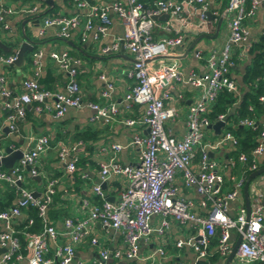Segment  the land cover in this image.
Here are the masks:
<instances>
[{
    "label": "built area",
    "instance_id": "built-area-1",
    "mask_svg": "<svg viewBox=\"0 0 264 264\" xmlns=\"http://www.w3.org/2000/svg\"><path fill=\"white\" fill-rule=\"evenodd\" d=\"M76 7L83 10L78 15H53L41 19L42 27H56V35L68 38L74 30H78L79 38L84 41L88 36L98 39L106 34L110 24L109 13L119 20L122 26L120 37L114 38L110 44L101 47L103 53L117 50L119 44L125 48L132 62L127 70V76L133 80L130 88L123 95L126 106L131 103L142 106L138 118H127L121 121L127 126L140 125L146 127L144 135L133 134L128 145L138 149V160L135 164H119L113 156L102 162L98 169V182L91 186L92 193L98 202L87 209L86 216L81 219L66 217L63 219V231L60 233L68 239L65 243H58L60 235L47 219V209L54 194L56 180H45L43 191L33 196L30 190L20 187L22 172L26 169L30 176H36L35 162L38 156L48 146V138L37 136L33 144L21 151V156L12 165L10 171L0 170V180L14 186L19 197L15 203L0 209V264H17L25 260L26 264H108L109 260L124 259L129 264H153L155 259L165 256L164 242L145 255L139 254L140 243L146 242L152 235L162 236L170 222L184 225L189 234L176 240V248L190 249L194 256L189 264H197L200 260L208 264L209 240L218 229L214 252L226 256L231 248L228 243L229 231L234 230L240 235L235 253L230 264H250L264 262V196L257 193L249 201L248 218L246 219L244 206H240L232 218L227 214L228 201L235 199L244 182V177L234 181L228 190H222L223 175L220 164L209 156L210 150H215L225 143L237 145L235 136L224 130L213 140L203 141V129L212 122L207 114L220 90H226L237 96V87L229 76V67L233 47L244 38L245 29L242 21L251 18L256 5L264 0H228L224 13L230 15L228 22V38L220 51L208 55L205 60L207 72L196 74L189 72L182 74L180 67L172 63H160L153 67L155 57L166 54L171 48L182 42L178 30L174 35H163L153 39L155 19L160 15L179 18L181 23L188 22L182 13L198 7L197 27L205 26L207 10L206 0H152L144 4L140 0H111L110 4L100 6L92 0H72ZM249 1V8L245 10L243 3ZM37 11L36 6L26 10L29 14ZM13 12L4 7L0 1V27L7 28L6 17ZM244 54L246 51H242ZM40 51L33 54L36 59ZM56 69L66 74V82L62 90L51 91L40 86L38 76L22 81V91L11 97L5 87V77L0 74V97L10 100L5 102L7 109L13 110L6 116L9 130L15 129L16 118L25 114V105L34 103V110H46L53 118L62 116L67 108L81 105L78 84L76 80L80 59L69 55L66 51L49 53ZM194 56L200 58L198 51ZM15 59V52L0 55V64L11 65ZM103 78L102 76H100ZM185 82L197 89V99L188 107L185 115V131L180 138L169 134L165 124L177 116L174 105L165 104L169 98L167 88L171 82ZM111 83L105 82L100 95L109 97ZM264 102V94L257 97ZM85 106L93 110V118L104 122L113 120L116 106L112 101L102 104L85 102ZM251 110V107H248ZM225 114L215 116V121L224 124ZM236 124L247 128H254L256 122L251 117L237 119ZM81 141L67 146L59 141L56 146V157L63 162L65 171L71 173L75 169L77 159L76 149ZM122 146L113 143L110 148L115 152ZM197 152V153H196ZM196 154L198 155L196 158ZM237 155V160L244 164L249 162L248 170L256 168L255 158L264 157V126L260 127L256 143L249 153ZM1 156V153H0ZM180 174L181 183L190 187L199 195L198 206L206 208L205 214L191 209V201L184 199L178 193L174 178ZM124 176L126 186L118 191L116 200L109 201L101 188V184L111 176ZM32 206L36 209V216L41 223L38 232H22L25 245L21 247L16 236L17 231L12 227V220L21 215V210ZM32 220L28 218L27 225ZM98 222L105 229L119 232L124 247L122 250H108L99 246L97 238L91 236V245H97L96 256L88 261L74 259V248L88 233V225ZM52 245L51 255L48 254ZM174 264H185L176 261Z\"/></svg>",
    "mask_w": 264,
    "mask_h": 264
},
{
    "label": "crops",
    "instance_id": "crops-1",
    "mask_svg": "<svg viewBox=\"0 0 264 264\" xmlns=\"http://www.w3.org/2000/svg\"><path fill=\"white\" fill-rule=\"evenodd\" d=\"M0 1L4 7L13 10L6 17L7 28L0 27V43L11 47V51L4 53H11L17 48L21 41V29L33 42L32 50L24 54L20 66L0 64V74L5 77V87L9 90L11 97L21 93L23 80L33 78L35 73L38 79L42 78L46 70L51 71V76L54 80L48 90L58 91L63 89L67 80L66 74L56 69L49 53L63 50L69 55L80 59L76 80L81 105L67 108L65 113L59 118H53L51 113L46 110L36 112L33 108L34 103L26 104L24 106L25 114L16 118L15 129L11 131L8 128L6 116L13 110L4 106L5 102H10V100L0 97V150L8 147L12 150L20 149L22 151L33 144L35 137L44 135L48 138L47 148L38 156L35 162V169L38 175L30 176L26 172L27 170L24 169L20 187L40 194L43 191L46 179L54 178L56 180L54 194L47 209V219L60 234L63 231L64 218H84L89 206L98 202L92 193L91 186L98 182L97 172L102 162L108 161L111 156L121 165L135 164L138 160L137 147L128 145V142L133 134L144 135L146 127L140 125L127 126L121 122L127 118H138L142 111V106L132 103L126 106L122 99L133 83V80L127 76V70L131 65L132 58L121 44L115 51L107 53L101 51V47L110 44L114 38L120 37L122 34V26L113 14L109 13L110 24L104 36L98 39H92L88 36L84 41H81L78 30H74L66 39L56 35V27L54 26L42 27L41 33H38L42 26L41 19L46 16H69L75 14L82 16L83 10L76 7L72 0ZM92 1L100 6H106L111 2V0ZM227 1L206 0V11H209L213 18L205 20L204 28L196 26L198 20L197 6L193 9L191 8L188 12L182 13L183 18L188 21L186 23H181L177 17L158 16L155 19V25L152 30L153 39L156 40L163 35H174V31L178 30L179 34H181L182 42L179 46L171 48L166 54L155 57L152 61L153 67L160 63L174 62L180 67L184 76L189 72L201 75L206 73L207 68L204 59L212 53L217 54L228 38L230 15L224 13ZM249 5V1H245L243 8L247 10ZM33 6H36L37 11L34 14L27 13L26 10ZM218 18L221 21L216 28ZM242 25L245 29V35L243 40L236 47H233L232 64L229 68V76L234 80L237 87V99L241 95V90L238 86L240 72L249 61L247 52L253 43L259 41V37L264 32V6L261 3L257 4L252 17H246L242 21ZM216 30L217 33L213 38L201 37L198 40L195 39L200 32L211 36ZM191 44L193 45L191 46ZM38 51H40V55L34 59L33 54ZM196 51L199 52L200 58L194 56ZM242 51L246 52L240 54L243 53ZM105 82L111 83V90L107 98L100 95L105 87ZM167 91L169 92V98L164 103L174 105L177 109V116L174 120L167 122L165 128L169 134L180 138L185 131L186 111L197 99L198 91L185 82L175 81L171 82ZM107 101L114 102L117 110L113 120L108 122L93 118V110L84 105L85 102L102 104ZM253 119L260 127L264 126V114L258 119ZM235 122L234 120H228L225 126H234ZM223 127V125L219 127V130L206 127L203 129V136L208 140H213L224 131ZM80 132H86V134L92 135L94 139L81 142L80 146L77 147L75 169L71 173H67L63 162L56 157V146L59 141L64 142L67 146L73 145L79 141L73 140L74 134ZM113 143L122 147L114 152L110 148ZM237 150V146L225 143L219 148L209 151V156L220 164V171L223 175V191L230 189L234 181L241 175L240 167L242 164L235 158ZM197 156L196 154V158ZM255 163V169L264 167V157H256ZM0 168L7 172V169L3 166H0ZM262 174L260 176L264 177V173ZM5 183L7 182L0 180V199H2ZM174 183L178 187V193L184 199L191 201V209L204 215L206 208L198 206L199 195L192 188L182 185L180 174L175 176ZM125 186L126 178L124 176H111L103 182L102 190L106 199L112 201L116 200L118 191ZM242 186L238 196L227 203L226 210L229 217L233 218L238 208L243 206ZM256 193L264 196V182L259 181V176L252 178L248 183L250 201L256 196ZM13 195L11 202L6 208L12 206L19 197L16 190H14ZM25 215L26 211L22 209L21 215L12 220V227L15 231L17 225L25 219ZM1 229L2 224L0 222V231ZM189 229L184 225L171 221L162 236L152 235L146 242L140 243L139 254L145 255L156 247L159 242L163 241L165 256L155 259L153 264H174L176 261L189 264L193 259V252L190 249L176 248L173 245L176 240L186 237L189 234ZM91 236L97 238L99 246H104L110 251L113 249L122 250L124 247L122 236L119 232L105 229L98 222H93L88 225L86 236L74 248L75 260L88 262L96 256L97 245L93 246L90 244L89 238ZM236 237L234 230H230L228 243L231 246ZM212 238L213 242L209 244L210 253L214 252L218 229L215 230ZM67 241L68 239L61 234L57 238L58 243ZM52 248L53 246L50 244L47 255H51ZM2 251L3 249L0 247V253ZM225 257L217 254L212 262L208 261V264H224ZM200 261L198 264L207 263L204 260ZM17 264H26V261L21 260ZM108 264H129V262L119 259L117 261L109 260ZM250 264L258 263L253 262Z\"/></svg>",
    "mask_w": 264,
    "mask_h": 264
},
{
    "label": "trees",
    "instance_id": "trees-1",
    "mask_svg": "<svg viewBox=\"0 0 264 264\" xmlns=\"http://www.w3.org/2000/svg\"><path fill=\"white\" fill-rule=\"evenodd\" d=\"M140 1L144 4H148L152 0ZM247 53L249 55V61L244 65L242 71L240 72V81L238 85L241 90L240 97L237 99V97L232 93L227 92L224 89L220 90L211 105L210 112L207 114V117L211 122L215 121V116L218 114H225L223 130L231 132L237 139L236 146L238 150L235 158L239 153H245L247 158H249V153L256 143L255 138L257 137L260 129V125L258 123H256L254 128H244L243 126L237 125L235 121L245 116L258 119L264 114V102H260L257 99L259 95L264 94V32L259 37V41L251 45ZM0 55H6V53L0 49ZM38 82L43 88H50V85L54 83L51 71L46 70L45 75L42 78H39ZM249 106L251 107V110H248ZM228 120H234L235 125L225 126ZM90 139H94V137L90 134H86V132L76 133L73 136V140H79L81 142ZM248 166L249 162H246L240 167L241 175L244 177V180L250 173ZM0 170L3 169L0 168ZM5 185L6 186L2 191V199H0V209L6 208L14 196L13 194L15 188L7 183H5ZM25 211V219L16 227V236L21 247L25 245V240L22 235L23 231L34 233L41 229L40 220L36 216V209L32 206H28ZM28 218L32 220L29 225H27ZM212 239L213 238L211 237L209 244L213 242ZM216 255V252H211L207 261L212 262L216 258ZM199 262H197V264Z\"/></svg>",
    "mask_w": 264,
    "mask_h": 264
},
{
    "label": "water",
    "instance_id": "water-1",
    "mask_svg": "<svg viewBox=\"0 0 264 264\" xmlns=\"http://www.w3.org/2000/svg\"><path fill=\"white\" fill-rule=\"evenodd\" d=\"M204 15H205V20H210L211 18H213L209 11H206L204 13ZM164 16H167V15H164ZM220 21H221V19L218 18L217 19L216 28L219 26ZM198 28H200V27H198ZM216 33H217V30L214 32L213 35L210 36V35H207V34H205L203 32H200L199 35H197L195 39L198 40L201 37L213 38L216 35ZM20 37H21V41L19 42L17 48L15 50H13L15 52V59H14V61L12 63L14 66H20V64H21V62L23 60L24 54L26 52H30L32 50L33 42L25 35V33L23 32L22 29H21ZM192 45L193 44H191V46ZM0 49L3 52L11 51V47L10 46H5L2 43H0ZM222 125H223L222 122L217 121V122H213L212 124H210L207 127L215 129V130H219V127H221ZM0 153L2 154L0 156V166H3L4 168H6L8 172L10 171V169H11L12 165L14 164V162L16 160H18L20 158V156H21V150L20 149L12 150V149H10L8 147L4 148V149H1ZM262 173H264V167H260L258 169H255L254 171L249 173V175L246 177V179H245V181L243 183L242 194H243V206H244V209H245L246 219L248 218L249 201H250L249 194H248V183H249V181L252 178H254L256 176L257 177L259 176V181L260 182H264V177L260 176V175H263ZM18 184H20V183H18ZM101 188H103V183L101 184ZM32 195L33 196H38V194L35 193V192H32ZM239 240H240V235H238L236 237L234 243L232 244L228 254L225 257L224 264H230V262L232 260V257H233V255L235 253L236 246H237ZM258 264H264V262H259Z\"/></svg>",
    "mask_w": 264,
    "mask_h": 264
},
{
    "label": "rangeland",
    "instance_id": "rangeland-1",
    "mask_svg": "<svg viewBox=\"0 0 264 264\" xmlns=\"http://www.w3.org/2000/svg\"><path fill=\"white\" fill-rule=\"evenodd\" d=\"M208 139H206V137L205 136H203V141H207Z\"/></svg>",
    "mask_w": 264,
    "mask_h": 264
}]
</instances>
